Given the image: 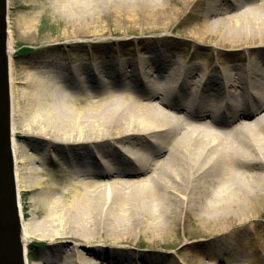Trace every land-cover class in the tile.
Instances as JSON below:
<instances>
[{
  "label": "bare ground",
  "instance_id": "1",
  "mask_svg": "<svg viewBox=\"0 0 264 264\" xmlns=\"http://www.w3.org/2000/svg\"><path fill=\"white\" fill-rule=\"evenodd\" d=\"M29 1L62 30L8 68L22 238L47 241L34 244L41 250L75 241L58 247L72 260L52 262L46 248L32 263L26 250L25 264H130L136 254L114 246L137 234L165 239L189 214L206 232L189 246L207 261L189 252L191 264H264V231L224 228L264 205V0ZM36 19L17 18L22 37ZM169 29L223 50L159 58L153 73L106 51L132 30ZM218 81L226 92L213 89ZM51 160L63 170L48 177ZM26 192L38 219L25 218Z\"/></svg>",
  "mask_w": 264,
  "mask_h": 264
},
{
  "label": "rangeland",
  "instance_id": "2",
  "mask_svg": "<svg viewBox=\"0 0 264 264\" xmlns=\"http://www.w3.org/2000/svg\"><path fill=\"white\" fill-rule=\"evenodd\" d=\"M40 0H35L38 3ZM8 34H9V43L10 46L13 47L14 52L12 53L11 63H14L15 67L20 69L23 68V61L26 60L31 54L35 53L40 49V47L44 44L45 40L53 39L59 35V32L62 30L61 21L56 16L54 12L49 9L43 10L41 6L34 5L32 6L29 0H8ZM35 12L37 14L36 19V27L33 29L32 35L30 38H24L20 35L21 29L16 26L17 18L20 15L26 16L29 13ZM167 37L164 38L166 40H159L157 37ZM176 32L169 29L168 31L155 30L152 33L147 32L146 34H140L137 30L130 31L126 36L123 37L122 42L119 45V48H113L111 50H106L109 54L118 55L125 54L129 58H137L139 59V67H143L144 69H148L150 73L155 70H158L159 67L158 60L166 59L173 60L178 54H192L199 56L198 52L203 53V55H214L221 53V49H207L206 46L210 45L209 43H200L195 40L187 39L186 43L180 40L181 37H178ZM121 39V38H118ZM211 46H215L214 44ZM220 51V52H217ZM41 51V50H40ZM76 51V50H75ZM84 49L82 52H85ZM115 51V52H114ZM86 52L89 53H97L100 52L97 49L91 48L87 49ZM114 52V53H113ZM135 52V53H134ZM143 52V53H141ZM139 53L142 54L140 58H138ZM148 55L144 59L143 57ZM119 56V55H118ZM133 56V57H132ZM225 56V55H224ZM160 58V59H159ZM148 62V65L146 64ZM150 64V65H149ZM147 66H153L147 68ZM158 68V69H157ZM167 68V67H165ZM163 71V69H161ZM160 74H162L160 72ZM165 76V75H163ZM171 78V77H170ZM173 80V79H172ZM26 136L17 132V140L23 144L26 143ZM120 160V159H119ZM55 168L51 167V163H49V168L47 171V176L52 177L54 175H59L63 168L61 167V162H54ZM31 193H22V211L25 215V218L31 217L34 219H38V216L33 214L30 207L31 201ZM29 214V215H28ZM237 219L229 224V226H225L226 233L236 232L244 227L245 229L248 227L257 228L259 230L264 231V205L259 208L258 213L252 214V212H244L243 214L237 215ZM244 218V219H243ZM255 225V226H254ZM225 232V231H224ZM247 235L243 236L244 239L250 240V230L247 231ZM206 236V232L200 229L197 218L192 215H183L181 216V222L174 229L173 233H170L165 239L162 238L160 241L150 243L149 240L144 235H136L133 241H123L116 246L129 248L130 251L136 254V260H130V264H143V261H147L145 264H191V253L189 252H198V258L200 261H207L204 258V253L202 249H195L189 246L195 240H200L202 237ZM241 238V237H240ZM111 241L110 238H108ZM64 241H66L65 246H71L75 240L65 239V238H57L53 243L48 245L49 250L53 251L52 254V262L57 261L59 263L64 262V260L70 259L72 260L73 256L70 252V255H66L64 250H59V246L63 245ZM36 242H47L43 240L34 239L32 242L28 244V258L30 263L36 261V257H38L42 250L33 246ZM108 247H113V242H105ZM51 247V249L49 248ZM56 248L58 250H56ZM186 251V252H185ZM198 259V260H199ZM139 260V261H138ZM223 264V263H221Z\"/></svg>",
  "mask_w": 264,
  "mask_h": 264
},
{
  "label": "water",
  "instance_id": "3",
  "mask_svg": "<svg viewBox=\"0 0 264 264\" xmlns=\"http://www.w3.org/2000/svg\"><path fill=\"white\" fill-rule=\"evenodd\" d=\"M8 0H0V264H25L26 241L11 153Z\"/></svg>",
  "mask_w": 264,
  "mask_h": 264
}]
</instances>
